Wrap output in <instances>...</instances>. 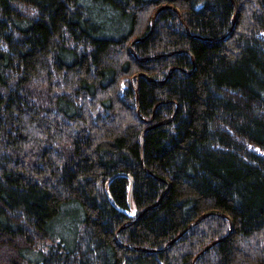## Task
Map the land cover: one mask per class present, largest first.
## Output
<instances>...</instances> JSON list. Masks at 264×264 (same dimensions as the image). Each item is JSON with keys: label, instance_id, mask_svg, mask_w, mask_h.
<instances>
[{"label": "trees", "instance_id": "16d2710c", "mask_svg": "<svg viewBox=\"0 0 264 264\" xmlns=\"http://www.w3.org/2000/svg\"><path fill=\"white\" fill-rule=\"evenodd\" d=\"M0 264H264V0H0Z\"/></svg>", "mask_w": 264, "mask_h": 264}, {"label": "water", "instance_id": "95a60500", "mask_svg": "<svg viewBox=\"0 0 264 264\" xmlns=\"http://www.w3.org/2000/svg\"><path fill=\"white\" fill-rule=\"evenodd\" d=\"M233 2V1H232ZM233 6H234V16H233V21H232V24H233V26H232V28H231V30L234 28V23H235V18H236V14H237V12H236V4L233 2ZM173 10H175L173 7H171ZM161 9H158L157 11H156V13L153 15V19H152V24H151V31L147 34V36H149L151 33H152V31L154 30V22H155V19H156V15L158 14V12L160 11ZM176 11V10H175ZM177 12V11H176ZM185 31L187 32V27L185 26ZM146 36V37H147ZM138 41H140V40H136L135 42H138ZM134 42V43H135ZM173 54H175V52H173V53H170L169 55H173ZM169 55H167V56H169ZM173 73V69L172 70H170V73L168 74V76L164 79V80H162V81H159L158 82V84H165V82L169 79V77H170V75ZM137 115H139V107H137ZM153 119H150V121H147V123H150L151 121H152ZM169 122V121H168ZM167 122H161V123H159V124H155L154 126H150V128L151 127H158V126H161V125H163V124H166ZM150 128H148V129H146L144 132H143V134H142V137H143V135H144V133L147 131V130H150ZM141 137V138H142ZM164 196L162 195V197H161V199L163 198ZM156 204H154L153 206H151V207H149V208H147V209H145V210H143L142 211V213L139 215V217L143 214V213H145V212H147V211H149V210H151V209H153V207L155 206ZM213 213H210V214H204V215H202V216H200L199 217V219L192 225V226H194V225H197V224H199V222L201 221V220H204V219H206L207 217H210V215H212ZM231 226V225H230ZM190 229V227H188L186 230H184L183 232H181V233H179L178 235H177V237H175L174 239H172V241L171 242H169L163 249H161V250H158V252H161V251H166V249H168L169 247H171L174 243H176L177 242V239H179L184 233H186L188 230ZM220 241H216V242H213V243H211V245H209V246H207L206 248H204L201 252H200V254L196 257V258H198V257H200L201 255H203L205 252H207L210 248H211V246H213V245H215V244H217V243H219ZM139 251V250H138ZM142 251V250H141ZM144 252V251H143Z\"/></svg>", "mask_w": 264, "mask_h": 264}]
</instances>
